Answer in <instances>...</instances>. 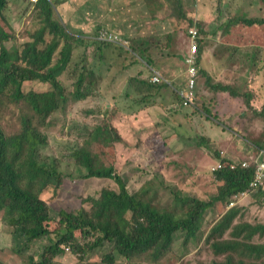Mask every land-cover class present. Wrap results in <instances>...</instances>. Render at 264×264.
I'll use <instances>...</instances> for the list:
<instances>
[{"label": "rangeland", "instance_id": "1", "mask_svg": "<svg viewBox=\"0 0 264 264\" xmlns=\"http://www.w3.org/2000/svg\"><path fill=\"white\" fill-rule=\"evenodd\" d=\"M247 1L248 9L255 8L248 17H264V0H256V3L252 0ZM195 2L197 3V0ZM210 3L211 0L200 2V14L204 20ZM119 6L112 3V0H71L66 3V7L60 8L63 22L74 35L81 36L82 40L78 43L77 54L69 69L60 76L68 94L67 108L58 111L51 118L53 125L44 131L49 136V144L43 148V155L45 158L57 159L59 163L57 165L64 176L63 186L55 190L54 195L47 193L46 197L58 208L75 211L81 208L83 199L99 197L104 189L117 191L120 189L116 177H91L88 180L82 178L86 169L75 163L73 153L76 149L87 148L89 160L94 163L95 168L111 169L114 165L128 184L131 193L153 199L162 208L174 205L172 193L174 190H183L208 200L218 192L214 169L220 165L221 159L223 162L225 159L230 160L229 158H234L232 160L237 162L245 160L249 163L256 162L261 155L259 152L264 150V115H258V110H264L262 106L264 99L258 97L255 101L251 98L254 107L249 108L240 100L230 102L224 95L215 97L211 95V98L208 95L209 89L203 84L204 78L199 74L203 59L205 60L201 46L191 37L188 31L190 28L188 30L181 28L177 30L176 38L179 39L174 44L181 54L186 55L185 61L191 55L194 43H197L199 48L198 53L194 55L198 60L199 77L197 75L193 100L186 105L176 89L187 87L189 80L184 83L174 81L160 69L154 68L158 65L153 52L157 46L149 38L152 35L147 36L150 28H142L140 18L131 21ZM32 9L33 4L30 0H10L8 8L4 11L5 19L2 22L15 35V40L7 44L11 51L22 49L23 44L31 40L29 29L36 23ZM178 10L179 7L172 8V11ZM225 17L227 21L235 20L232 13H226ZM232 28L229 27L230 32ZM242 28V32L247 33L250 27L244 24ZM104 30L113 32L119 38L117 41L125 42L127 48L114 42L100 40L99 34ZM251 30L255 35V44L264 50V24H259ZM143 39L149 43V49L144 50V58L134 50V47L142 50L138 42L141 43ZM126 49L131 51V54ZM136 57L140 59L141 64L134 61L133 58ZM149 57L154 59L153 65L149 63ZM245 57L247 56H242V60ZM258 57L259 53L255 56L257 61L260 58ZM131 60L133 64L129 63ZM232 65L223 62L220 64V70L212 71L213 82L224 80L232 83L233 79L235 81L237 73L235 68L231 70ZM83 71L86 76V87L92 86L93 94L86 100L75 101L71 99L69 93L74 90L80 72ZM155 71L168 77L171 80L169 85L162 82L153 83L152 76ZM130 77L145 81L143 84L137 82L140 94L128 84ZM161 85L166 87H163V90H171L176 97L175 105L169 109L167 106L157 108L158 101L154 99L155 97L144 99ZM237 86L242 88L239 87L241 92L246 90L244 73H240ZM49 88V84L41 82H30L25 86L26 91L34 89L45 91ZM114 95L115 99L112 98ZM157 97L160 98L159 95ZM242 100L245 102V98L242 97ZM207 109L210 110L209 113ZM234 109L237 112L236 117L231 120L225 118L224 114ZM113 111L119 114L118 118L113 120V125L118 128L124 142L107 147L94 138V131L101 125L112 126L110 121L113 119ZM133 113L138 116L130 119L127 115H134ZM15 116L13 112H6L1 118L2 127L9 134H15L18 130ZM172 124L175 126H171ZM217 153L221 154V159ZM52 187L56 188L55 185ZM256 193L257 190L246 196H237L233 205L219 203L203 220L200 233L203 235L200 240L191 242L184 248L183 241L177 237L174 250L154 264H211L215 260H226L227 255L215 254L207 237L215 224L233 208L240 213L231 229L224 235V239H233L235 226L239 224L263 223L261 218L259 220L258 212L252 208L250 211L248 207L252 195ZM11 233L12 228L0 221V264H30L31 256L39 257L43 243L37 244L22 255L17 253L18 250L14 251V246L9 240ZM76 235L79 246L82 245L84 250L79 251L77 255L72 248L70 250L67 248L66 254L59 258H65L66 264H88L91 260L101 263L107 249L91 250L87 244H92L94 236L85 237L81 232H77ZM254 241L258 242L256 239ZM134 261L133 264H146L145 261L148 263L146 258L141 257Z\"/></svg>", "mask_w": 264, "mask_h": 264}, {"label": "trees", "instance_id": "2", "mask_svg": "<svg viewBox=\"0 0 264 264\" xmlns=\"http://www.w3.org/2000/svg\"><path fill=\"white\" fill-rule=\"evenodd\" d=\"M30 1L36 22L29 29L31 40L23 44L22 49L11 51L7 44L15 40V35L2 22L10 0H0V221L13 230L14 251L23 255L41 241L39 257L31 256L29 263L55 264L66 254L67 248H72L77 255L84 250L76 235L81 232L85 237H95L92 244H87L89 249H107L101 263L91 260L88 264H133L137 257L154 264L174 250L177 237L183 241L184 248L200 240L205 217L219 203L231 204L250 188L257 171L256 162L244 167L246 160L225 159L223 162L221 154L217 153L224 163L216 170L218 192L204 200L183 190H174V205L162 208L153 199L131 193L114 165L111 169L95 168L87 148H79L73 158L86 169L82 178L116 177L120 189H104L99 197L83 199L81 208L75 211L58 208L46 197L47 193L54 195L55 190L63 186L64 176L57 159L43 155V148L49 144V136L44 131L53 125L51 118L67 108L68 94L60 76L69 69L82 38L74 35L61 18L60 8L71 0ZM177 4L180 10L174 14L181 15L184 2L177 0ZM182 17L187 19L185 15ZM242 21L247 25L264 24V18L237 22ZM134 50L144 58V52L135 47ZM149 63L154 64L152 57ZM30 82L49 84L50 88L26 91L25 86ZM137 82L145 83L140 78L130 77L128 84L140 94ZM91 90L92 86L86 87L83 71L69 94L75 101L86 100L92 96ZM6 112L16 115L18 130L15 134H9L2 127L1 118ZM112 114V126L101 125L94 131V138L107 147L124 142L113 125L119 114L116 111ZM256 190L248 207L258 212L263 223L239 224L232 234L234 238L224 239L240 213L230 209L207 237L215 254L227 255V258L211 264H264V185Z\"/></svg>", "mask_w": 264, "mask_h": 264}, {"label": "crops", "instance_id": "3", "mask_svg": "<svg viewBox=\"0 0 264 264\" xmlns=\"http://www.w3.org/2000/svg\"><path fill=\"white\" fill-rule=\"evenodd\" d=\"M252 1L256 3V0ZM183 2L185 8L181 10V15H175L173 14L174 11H172V8L178 7L177 0H112V3H117L118 6L121 3L119 7L125 11L131 21H137L140 18L142 21L140 26L142 28H150L147 36L152 35L149 38L157 46L153 51L158 64L154 66L155 69H160L163 74L174 81L188 82L189 74L187 71V61H185L186 55L179 52V48L175 46L174 42L179 39L176 38L177 30H181V28L182 30H188L190 28L188 31H191L198 27L200 30L198 28L196 29L200 32L199 43L201 53L203 54V58L205 57L202 66H200L201 70L199 74L204 78V86L209 89L208 95L210 97L211 95L212 97L224 95L230 102L240 100L249 108L253 106L251 104V98H254L255 101L258 97L259 99H264V50L257 47L255 44V35L251 33V29L258 27L259 24L248 25L250 27L248 32L243 33L242 26L245 23L243 21L237 22L239 19H253L248 17V15L255 8L248 9L247 5L249 1L246 2V0H211L207 9V17L204 20L200 14L201 0H197L196 4L195 0H183ZM226 13H232L235 20L227 21L225 17ZM184 15L187 19L182 17ZM190 20H193L192 23ZM231 24L233 28L230 32L229 27H231ZM185 39L188 41L186 37ZM138 43V45L142 46V52L145 49H149V43L146 39ZM189 49H191L190 46ZM258 53L260 57H258L259 61L255 58ZM242 56L247 57L242 60ZM136 59L134 58V61L141 64L140 59L137 57ZM231 59H233L232 62L230 61ZM223 62L224 64L226 62L233 64L231 70L235 68L237 77L235 81L234 79L232 80V83L231 81L226 82L224 80L213 82L212 77L214 75L212 71L220 70V64ZM129 63L133 64V61L131 60ZM215 64L217 65V69H215ZM240 73H244L245 75L246 90L243 91L245 93L240 91L242 89L240 86V89L237 86ZM163 87L161 85L159 89L155 88L153 94L146 95V99L155 97L154 99L158 101L157 108L167 106L169 109L175 105L176 97L171 90H163ZM158 95L160 98L157 97ZM242 97L245 98L246 103L243 102ZM262 106H264V102ZM207 111L210 112L209 109ZM258 111V115H264V112H262L263 109ZM133 114L128 115V117L134 119L138 116L136 113ZM236 115L237 112L235 109L226 115L224 114L225 118L230 120L235 118ZM206 119L210 121L209 118ZM174 121L177 122L175 118ZM171 126L175 125L172 124ZM229 159L232 160L234 158ZM9 240L11 245L14 246L13 234ZM39 243L42 244L41 241H37L34 245L37 246ZM66 263L65 258H59L57 260V264Z\"/></svg>", "mask_w": 264, "mask_h": 264}, {"label": "built area", "instance_id": "4", "mask_svg": "<svg viewBox=\"0 0 264 264\" xmlns=\"http://www.w3.org/2000/svg\"><path fill=\"white\" fill-rule=\"evenodd\" d=\"M33 1H34V3H37L39 0H33ZM190 35L193 39L197 40L198 44H199V37H200L199 30L196 28L192 29L190 31ZM99 39L105 40L108 42H114V43L120 44V45L124 46L125 48H127L125 42H123V41L118 42L117 40L119 38L107 30L102 31L99 34ZM198 44L197 43L193 44L192 49H191V55L189 56V58L187 60L188 73L190 76L188 85H187V87L176 89L177 93L180 95L181 100L184 101V103L186 105H188L190 102H192L193 97H194V90H195L197 75H198V69H197V61L198 60L195 58L194 55L197 54L199 51ZM152 79H153V83H155V84H157V82H159V83L162 82V84L169 85V82L171 81L169 78L165 77L161 72H158V71L154 72ZM260 154L261 155L258 157V159L256 161V164H257L256 175L250 184V188L247 191L240 194L242 196L249 195L250 193L253 192V190H256V189H258L264 185V150H261ZM223 165H224V163L221 161L220 165L216 169H214V171L222 168ZM235 166H237V165H234L233 167H235ZM243 166L249 167L250 163L248 161H246L243 163ZM233 204H234V202H232L231 205H233ZM69 250H70V248H69Z\"/></svg>", "mask_w": 264, "mask_h": 264}, {"label": "clouds", "instance_id": "5", "mask_svg": "<svg viewBox=\"0 0 264 264\" xmlns=\"http://www.w3.org/2000/svg\"><path fill=\"white\" fill-rule=\"evenodd\" d=\"M199 38H200V37H199ZM199 44H200V43H199ZM117 264H125V263H121V262H120V263H117Z\"/></svg>", "mask_w": 264, "mask_h": 264}]
</instances>
